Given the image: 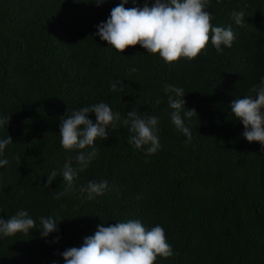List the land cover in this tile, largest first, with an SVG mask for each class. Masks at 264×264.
I'll use <instances>...</instances> for the list:
<instances>
[{
	"label": "trees",
	"instance_id": "16d2710c",
	"mask_svg": "<svg viewBox=\"0 0 264 264\" xmlns=\"http://www.w3.org/2000/svg\"><path fill=\"white\" fill-rule=\"evenodd\" d=\"M99 2L0 0V118L10 117L0 140H12L0 154L9 161L0 168V218L26 211L36 222L28 234L0 236V264H65L62 253L99 226L129 220L164 229L174 254L154 264H264V150L244 139L230 108L264 80V0H206L211 24L232 29V47L218 54L209 41L195 60L171 64L140 45L121 54L102 41L98 25L121 0ZM241 10L237 25L232 13ZM166 84L183 88L185 109L197 113L185 118L190 142L172 123ZM98 103L120 114L117 126L56 199L67 186L65 162L79 168L78 151L61 145V120ZM133 110L158 118L156 153L129 143L123 120ZM88 118L96 123L94 113ZM89 181L108 187L89 200L80 191ZM41 217L57 219L58 231L42 238Z\"/></svg>",
	"mask_w": 264,
	"mask_h": 264
},
{
	"label": "clouds",
	"instance_id": "9594fccd",
	"mask_svg": "<svg viewBox=\"0 0 264 264\" xmlns=\"http://www.w3.org/2000/svg\"><path fill=\"white\" fill-rule=\"evenodd\" d=\"M105 2L100 0L97 5ZM129 0H121L111 10L110 18L98 25L97 35L102 41L119 53L127 48L140 45L149 54H159L167 63L179 61L182 57L195 60L208 45L209 41L217 53H222L224 47L231 48L235 40L232 29L215 27L211 24L212 16L206 11V0H155L152 7L147 4L143 8H125ZM135 3V0H132ZM235 23L242 25L245 12L232 13ZM130 71L135 72L132 68ZM119 90L123 91V84ZM113 91L117 83L111 84ZM169 95L168 102L174 110L172 123L191 140V130L185 125V118L197 117L194 109H185L184 89L174 85L164 86ZM255 96L236 98L230 105L231 114L244 126L243 137L249 143L258 142L264 150V80L261 85L252 89ZM94 113L96 123L89 118ZM120 119L118 112L114 113L108 104L98 103L81 108L67 114L61 120L59 135L61 145L67 151L77 150L75 161L79 168L72 166L68 159L63 167L62 177L66 183L64 191L55 198L60 199L73 188L78 171L85 170L90 162L98 156L96 140L108 139V130L114 129ZM10 117L0 118V126L8 125ZM133 133L129 143L137 149L147 146V153L154 154L160 148L158 138V118H140L136 111L128 113L123 120ZM12 143L9 135L0 140V154ZM90 149V151H84ZM7 159H0V168L8 165ZM52 171L47 176V186L57 177ZM108 187L107 181H89L81 187L82 193H87V199L103 195ZM58 220L52 217L40 218L41 236L58 231ZM36 227L34 219L26 211H20L9 219L0 218V236L11 237L17 233L28 234ZM171 245L167 242L164 229L157 225L147 230L139 220L119 222L108 227L99 226L93 236L86 237L82 246L72 247L62 253L65 264H154L157 257L168 258L173 255Z\"/></svg>",
	"mask_w": 264,
	"mask_h": 264
}]
</instances>
